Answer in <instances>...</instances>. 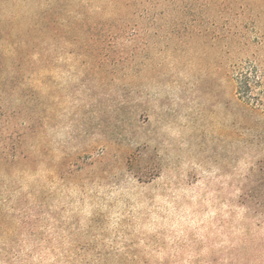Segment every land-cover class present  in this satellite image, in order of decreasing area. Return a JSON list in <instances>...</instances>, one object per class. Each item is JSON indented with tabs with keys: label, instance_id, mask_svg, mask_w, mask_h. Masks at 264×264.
Returning a JSON list of instances; mask_svg holds the SVG:
<instances>
[{
	"label": "rangeland",
	"instance_id": "374dc122",
	"mask_svg": "<svg viewBox=\"0 0 264 264\" xmlns=\"http://www.w3.org/2000/svg\"><path fill=\"white\" fill-rule=\"evenodd\" d=\"M257 57L264 0H0L6 207L44 238L71 201L83 220L98 201L111 224L129 202L146 252L130 264H264V116L231 77ZM135 139L159 172L142 184Z\"/></svg>",
	"mask_w": 264,
	"mask_h": 264
},
{
	"label": "trees",
	"instance_id": "16d2710c",
	"mask_svg": "<svg viewBox=\"0 0 264 264\" xmlns=\"http://www.w3.org/2000/svg\"><path fill=\"white\" fill-rule=\"evenodd\" d=\"M73 25L71 22L69 25L71 29ZM126 26L129 28L128 38L138 33L135 24L128 23ZM133 61L131 60L130 63ZM231 68V77L236 84L238 100L264 116V58L257 57V65L234 64ZM16 79L17 77L9 76L6 77L5 82L12 84ZM256 89L257 98L252 96L240 98L243 93L251 95ZM11 90L14 91V87ZM45 108L47 111L48 108ZM3 115L0 114V117ZM42 118V128L45 129L48 125L46 116ZM45 131L42 130L43 133ZM3 144L0 143V147L5 150L6 143L3 142ZM134 144L140 149L138 153L132 155L133 160L144 165L146 153L142 147L145 144L142 139H135ZM12 149L15 151L16 145ZM146 166V164L140 168L132 166L133 171H130L132 179L142 184L143 178L153 180L159 177L158 171L149 170ZM118 172L120 173L121 170L119 169ZM3 177L0 171V264H130L127 262L129 259L135 261L146 255L145 249L141 248L139 236L135 237L132 230L137 217L131 209V203L127 202L122 219L111 224L104 207L98 201H93L95 206L93 214L86 220L80 218L79 206L71 201V214L67 217L63 229L61 230L54 222L48 230V235L43 238V233L39 231L42 224L40 220L34 218L36 215L27 210L23 212L18 205L6 207L2 197L3 187H5L2 183ZM86 195V193L82 194L83 201ZM91 197L95 198L96 195L87 196V198ZM240 207L249 212L251 210L250 206L243 203ZM153 237L150 241L142 240L146 247L156 249L161 246V243L155 240L156 235ZM120 244L123 245L120 246ZM244 260L243 258L237 262L241 264Z\"/></svg>",
	"mask_w": 264,
	"mask_h": 264
}]
</instances>
